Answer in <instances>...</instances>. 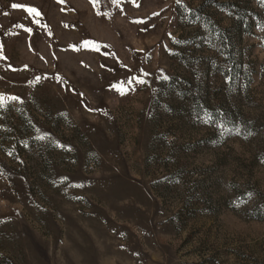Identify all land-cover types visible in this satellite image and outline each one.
Returning a JSON list of instances; mask_svg holds the SVG:
<instances>
[{
    "label": "rangeland",
    "instance_id": "rangeland-1",
    "mask_svg": "<svg viewBox=\"0 0 264 264\" xmlns=\"http://www.w3.org/2000/svg\"><path fill=\"white\" fill-rule=\"evenodd\" d=\"M0 97V264H264V0H0Z\"/></svg>",
    "mask_w": 264,
    "mask_h": 264
},
{
    "label": "snow or ice",
    "instance_id": "snow-or-ice-1",
    "mask_svg": "<svg viewBox=\"0 0 264 264\" xmlns=\"http://www.w3.org/2000/svg\"><path fill=\"white\" fill-rule=\"evenodd\" d=\"M12 7H13V8H19V7H21V5L13 4ZM28 10H29L30 12H36V14L39 15V12H38L37 10H35V9H31V8H29ZM93 43H95V42H93ZM141 82H142V81H141ZM2 99H3V98L0 97V101H2ZM0 106H2V103H0Z\"/></svg>",
    "mask_w": 264,
    "mask_h": 264
}]
</instances>
